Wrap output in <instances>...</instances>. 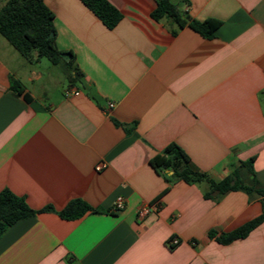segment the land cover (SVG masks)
Listing matches in <instances>:
<instances>
[{"label":"crops","instance_id":"0c3cea01","mask_svg":"<svg viewBox=\"0 0 264 264\" xmlns=\"http://www.w3.org/2000/svg\"><path fill=\"white\" fill-rule=\"evenodd\" d=\"M43 1L82 76L71 83L61 62L63 84L51 63L0 39V192L55 211L12 226L0 264H264V223L227 245L209 235L258 217V199L207 200L205 184L169 182L150 164L175 143L221 181L255 157L264 187V0L181 1L191 20L221 22L213 39L155 21L156 0H107L123 15L113 29L81 0ZM120 196L125 209L114 213ZM75 199L101 212L61 218Z\"/></svg>","mask_w":264,"mask_h":264},{"label":"trees","instance_id":"16d2710c","mask_svg":"<svg viewBox=\"0 0 264 264\" xmlns=\"http://www.w3.org/2000/svg\"><path fill=\"white\" fill-rule=\"evenodd\" d=\"M81 1L109 29L115 28L123 18L122 13L107 0ZM181 1L184 0H156L152 18L158 22L161 20L171 21L180 29L188 26L205 39L215 38L221 22L215 19L191 20L188 14L180 9ZM0 34L27 61L47 59L54 65L65 62L70 82L81 81L82 75L79 69L74 66L73 54L59 50L56 45L54 14L43 0H7L0 9ZM20 86L18 81L12 80L11 90L15 94ZM254 161L255 157H252L248 161L242 162L240 167L226 178L216 181L209 174L194 169L185 151L173 143L162 154L156 155L150 164L169 182L183 181L187 184H205L204 198L207 200H218L234 191H243L250 199L259 200L262 213L258 217L228 233L219 235L214 231L209 233L210 237L218 243L227 245L236 240L245 239L264 223V187L255 177ZM166 171L173 172L172 176L167 177ZM167 191L168 189L164 193ZM47 211H54V209L52 207L40 210L32 209L24 197H20L8 189L1 191L0 238L18 221ZM88 212L99 213L101 211L92 208L83 200L75 199L57 214L65 220H76Z\"/></svg>","mask_w":264,"mask_h":264},{"label":"built area","instance_id":"2783aa9c","mask_svg":"<svg viewBox=\"0 0 264 264\" xmlns=\"http://www.w3.org/2000/svg\"><path fill=\"white\" fill-rule=\"evenodd\" d=\"M72 94L71 90H67L66 91V95L67 96H70ZM78 93H75V95H77ZM114 106V104H110L109 107L112 108ZM106 167V164L105 163H101L99 165H97L96 167V170L97 171H102L104 168ZM125 209V199L123 197H118L113 205V208H112V212L114 213H120L122 212L123 210ZM152 210V207L150 205H147V206H143L139 209L138 211V214L140 216H145L147 215L148 213H150V211ZM179 240L174 238L172 239L169 243H168V246L169 247H175L179 244Z\"/></svg>","mask_w":264,"mask_h":264},{"label":"rangeland","instance_id":"374dc122","mask_svg":"<svg viewBox=\"0 0 264 264\" xmlns=\"http://www.w3.org/2000/svg\"><path fill=\"white\" fill-rule=\"evenodd\" d=\"M0 39H1V41H3L4 43H7V45H9L8 44V41L0 34ZM10 47V46H9ZM44 63H48L47 65H49L51 62L49 61V60H47V59H44ZM51 65V67H52V69H53V76L54 77H58V78H60L61 79V81H63V84L64 83H66V82H68L67 81V79H66V77H65V71H64V67L62 66V65H54V64H50Z\"/></svg>","mask_w":264,"mask_h":264}]
</instances>
